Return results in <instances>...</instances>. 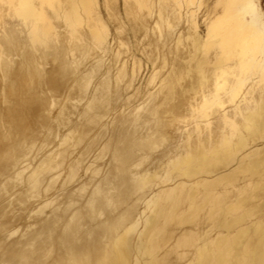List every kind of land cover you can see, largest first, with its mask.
Listing matches in <instances>:
<instances>
[{
    "label": "bare ground",
    "instance_id": "6f19581e",
    "mask_svg": "<svg viewBox=\"0 0 264 264\" xmlns=\"http://www.w3.org/2000/svg\"><path fill=\"white\" fill-rule=\"evenodd\" d=\"M257 189L261 0H0V264H264Z\"/></svg>",
    "mask_w": 264,
    "mask_h": 264
},
{
    "label": "rangeland",
    "instance_id": "374dc122",
    "mask_svg": "<svg viewBox=\"0 0 264 264\" xmlns=\"http://www.w3.org/2000/svg\"><path fill=\"white\" fill-rule=\"evenodd\" d=\"M261 1H262V4H263V7H264V0H261ZM250 200H249V202L251 203L252 206H257L258 208L264 207V203H263L264 202V190H261V191H260V189L255 190L254 191V195L252 196V198ZM252 202H254V203H252ZM249 238L251 240H253L255 238V234H254V232L252 230L249 232L248 239ZM239 249H240V247H236V251L235 252H237V250H239Z\"/></svg>",
    "mask_w": 264,
    "mask_h": 264
}]
</instances>
